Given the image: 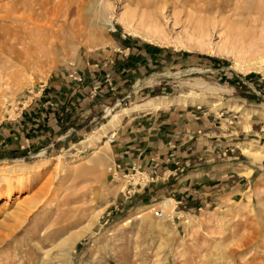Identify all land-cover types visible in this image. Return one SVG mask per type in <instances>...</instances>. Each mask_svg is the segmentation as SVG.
Masks as SVG:
<instances>
[{
  "label": "rangeland",
  "instance_id": "obj_1",
  "mask_svg": "<svg viewBox=\"0 0 264 264\" xmlns=\"http://www.w3.org/2000/svg\"><path fill=\"white\" fill-rule=\"evenodd\" d=\"M102 1L0 0V86L4 87L0 95V264H264V163L233 153L239 158L233 161L245 159L242 163L253 170L244 178L241 194L193 217H180L175 203L171 212L153 208L165 199L147 206L138 203L139 190L148 183L145 175L114 179L111 160L103 168L85 162L97 147L85 150L86 144L77 137L71 147L67 139L56 142L50 129L31 121L44 99L46 83L66 75L73 66L83 68L104 57L109 63L116 53L112 39L121 36L171 55L170 64L160 69L162 75L173 76L162 77L156 93L166 88L173 96L207 104L240 103L242 113L243 107H264V0H215V26L209 23V37L187 18L197 0H107L108 21L101 14ZM236 1L243 9L246 5L259 11L258 21L248 18L239 31L234 29L240 35L227 20L238 15ZM155 3L165 9L162 21L168 43L131 34L122 19L128 9L140 16L153 10ZM32 22L42 27L28 33ZM199 35L209 38L210 45L201 46ZM190 36L195 37L189 40ZM175 39L182 40L181 48ZM226 40L242 43L248 51H211L217 45L223 49ZM12 46L14 55L9 52ZM191 69L203 71L188 72ZM240 116L228 118V124L264 147V122L258 120L252 125L253 133H245L237 127ZM224 117L218 115L220 120ZM19 153L23 155L13 156ZM74 164H79L77 173L64 182ZM25 174L27 179L19 184L16 179ZM95 179L99 195L92 191ZM122 184L126 187L118 189ZM24 201L28 210L22 213ZM153 210L162 211L163 217ZM82 231L86 232L72 249L60 247Z\"/></svg>",
  "mask_w": 264,
  "mask_h": 264
},
{
  "label": "crops",
  "instance_id": "obj_2",
  "mask_svg": "<svg viewBox=\"0 0 264 264\" xmlns=\"http://www.w3.org/2000/svg\"><path fill=\"white\" fill-rule=\"evenodd\" d=\"M112 45L116 53L109 63L104 57L83 68L73 66L66 75L45 84L44 99L34 109L33 125L42 123L56 142L67 139L70 147L76 137L84 144L97 135L84 149L108 146L114 179L133 177V173L148 178L139 190L138 203L142 205L165 199L175 203L178 216L193 217L240 195L246 187L244 178L253 170L242 163L245 159L236 162L233 160L239 158L231 155L242 152L256 164H263L264 159L258 161L245 151L264 155V147L229 125L228 118L241 114L237 127L253 133L252 125L260 119L264 122V107H243L242 113L240 103L183 104L180 98H193L173 96L166 88L156 93L155 88L162 85L160 67L170 64L171 55L125 36L112 39ZM72 75H78L82 82ZM152 77L153 84L135 89ZM221 114L225 115L222 120L218 119ZM111 136L113 142L107 140ZM220 155L223 158L216 162ZM125 187L122 184L118 189Z\"/></svg>",
  "mask_w": 264,
  "mask_h": 264
},
{
  "label": "bare ground",
  "instance_id": "obj_3",
  "mask_svg": "<svg viewBox=\"0 0 264 264\" xmlns=\"http://www.w3.org/2000/svg\"><path fill=\"white\" fill-rule=\"evenodd\" d=\"M209 1L211 3H206L205 0H197V1H195V5L194 6H191V8H192L191 11H192L193 14L188 13V16H187V18L190 21V23H191L192 20L195 22V24H196L195 25V28H197V31L200 34H204L205 33V35L207 37H209L208 31H207L209 23L211 25H213V27L215 26V20H214V18H215V16H214L215 15V10L214 9H216V8L214 6L215 5H218L215 0H209ZM227 1L229 3V0H227ZM214 3H215V5H214ZM238 4H237V1H236V4L235 5H236L237 11H238L237 12L238 15L235 14L233 16V19H234L233 21L230 20L232 17L231 18L230 17L227 18V20L229 19V21L231 22V25H232L231 26V30L234 33L236 31V30H234L236 27H238L237 30L238 29L240 30V28L244 26V23L245 22H248V20H247L248 18L255 17V19L257 21L259 20V18H258L259 17V11L253 12V10H252L253 8L252 7H249V6H246V5L244 6V9H243V8L239 7ZM153 7H154L153 10H151L150 12H147V13H144L143 12L140 16L137 15L136 10L129 11V9H128L127 11H125V13L126 12L127 13L122 17V19H123L124 22H126L125 25L127 27V30L131 34L142 35V36H144L145 38H148V40H151V41H159L160 43L161 42L168 43L169 42L168 34H167V32H166V30L164 28V24H163V21H162V17L165 16V13H164L165 9L162 8L163 6L157 7L156 6V3L154 4ZM217 7L219 9V6H217ZM238 7H239V10H238ZM4 8L7 11L10 10V6L9 5L5 6ZM109 8H110V4L108 3V1L107 0L102 1L101 14L103 15L102 17H103V19H105V21H108L107 16L105 15V13H106L105 11H106V9L109 10ZM0 9H2V8H0ZM246 11H248V12H246ZM194 12H196L197 14L195 15ZM247 14H249V16H247ZM197 15H199V16H197ZM173 16H174V19L173 20H174V22H176L177 16H175V14H173ZM8 17L10 18V16H8ZM210 17H213V18H210ZM45 20H46V18H45ZM256 20H254V21L256 22ZM32 23H33L32 24V27L28 28L30 30L28 33H32L33 30H35L37 28L40 29L42 27L41 25H38V23H35V22H32ZM130 25H136V26L135 27L133 26L131 28ZM36 31H38V30H36ZM235 34H237V33H235ZM37 35H39L38 32H37ZM225 35H226V37L230 38V35L228 34V32H225ZM237 35H240V33H238ZM192 37H195V36H190L189 37V40H191ZM175 40L177 41L175 45L177 47H180V46L182 47V42H181L182 40H177V39H175ZM198 40H199V43H200L201 46L210 45V39L209 38L204 39L203 35H199L198 36ZM211 51L212 52H217V53H223V52H228V51L229 52L237 51L239 54H245L248 51V49L242 43H239V42H232V43H230V42H228L226 40L225 43H224L223 49H221V47L217 45L216 48L215 49L212 48ZM9 52L12 55H14L15 53H17V51L14 50L13 46L11 47V49L9 50ZM5 53H7V52H5ZM191 71L192 72L193 71H198V72L200 71V72H202L203 70H201V69H198V70L197 69H191L188 72L191 73ZM176 75L177 76H180L181 73H177ZM161 76H163V77L164 76L170 77V76H173V75L170 73V74L161 75ZM155 77H152L150 79L143 80L142 82H139L135 86V89L138 90L142 86L153 84L155 82ZM200 85H202V87H204V84H200ZM3 88L4 87H1L0 86V95L3 94ZM204 88H206V87H204ZM207 90L212 91L213 89L212 88H207ZM179 101L180 102H183V104L184 103H187L189 101H191V102H194V101L203 102V100H201V99H199V100H195V99L189 100L187 98H180ZM216 103H218V101ZM216 103H215V106L219 105V104H216ZM97 137L98 136L95 135L94 137L89 138V140L87 142H85L84 144L89 145V146L92 145V141L95 138H97ZM107 147L108 146H106L105 148H98V149H96L93 152V154L91 155V158L90 159L88 158L87 160H85V162L86 163L88 162L89 164L94 165L95 168H103L104 167L103 163L106 160H108V161L110 160V158H109V148H107ZM246 153L249 154V155H251V156H253L256 160L264 159V156H262V155H259V154H250L249 151H247ZM78 165L79 164H74L73 168L68 169V172L70 174L68 175V173H67V174L64 175V178H63L64 182H68L70 180L71 176L77 173V168L79 167ZM20 170H22V169H20ZM102 176H103V174H102ZM97 177L99 178V176H97ZM25 179H27L26 174H25V176L18 177L16 179V181L19 184H23V180H25ZM5 180H8V179H5ZM28 184H30V183L28 182ZM92 186H93V190L92 191L95 192L97 195H99L100 194L99 193V189H100L99 188V181H97L96 179H95V181L93 180ZM19 193H20V191H19ZM172 203H173L172 201H164L162 204L154 205L153 208L155 209L156 207H159L160 209L170 210V212H171L172 209H173L172 208ZM27 205H28L27 204V201L22 202L21 205H20V207H21V211L20 212H22V211L24 212L25 209L28 210L26 208ZM150 210L152 211V209H150ZM155 210H153V211H155ZM85 232L86 231H82V232H79V233H76V234L71 235L67 240H65L64 242L61 243V246L60 247L63 248V247L66 246L67 248L70 247V249H72L73 246L76 244V242L85 234ZM50 252L51 251H49V252L46 253V257H48V255H49Z\"/></svg>",
  "mask_w": 264,
  "mask_h": 264
},
{
  "label": "built area",
  "instance_id": "obj_4",
  "mask_svg": "<svg viewBox=\"0 0 264 264\" xmlns=\"http://www.w3.org/2000/svg\"><path fill=\"white\" fill-rule=\"evenodd\" d=\"M71 78H73L75 81L77 82H82V79L78 76V75H72ZM109 142H113L114 141V137L111 136L109 139H107ZM112 175H116L115 171L112 172ZM155 215L159 218L163 217V212L162 211H155Z\"/></svg>",
  "mask_w": 264,
  "mask_h": 264
},
{
  "label": "trees",
  "instance_id": "obj_5",
  "mask_svg": "<svg viewBox=\"0 0 264 264\" xmlns=\"http://www.w3.org/2000/svg\"><path fill=\"white\" fill-rule=\"evenodd\" d=\"M23 154L19 153V154H16V155H13L14 157H21Z\"/></svg>",
  "mask_w": 264,
  "mask_h": 264
}]
</instances>
